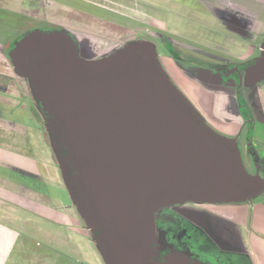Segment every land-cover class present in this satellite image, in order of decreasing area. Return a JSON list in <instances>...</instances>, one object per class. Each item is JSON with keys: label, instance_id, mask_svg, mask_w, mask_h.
Masks as SVG:
<instances>
[{"label": "water", "instance_id": "obj_1", "mask_svg": "<svg viewBox=\"0 0 264 264\" xmlns=\"http://www.w3.org/2000/svg\"><path fill=\"white\" fill-rule=\"evenodd\" d=\"M63 35L35 30L16 50L31 52L39 41L50 56L32 80L67 136L89 208L86 228L101 229L96 244L107 264H186L176 255L151 262L155 212L186 202H244L264 192V177L246 171L234 140L205 123L157 62L145 66L142 54L156 60L151 42L88 61L75 44L63 54ZM263 79L264 38L244 81ZM59 167L64 177L60 160Z\"/></svg>", "mask_w": 264, "mask_h": 264}, {"label": "rangeland", "instance_id": "obj_2", "mask_svg": "<svg viewBox=\"0 0 264 264\" xmlns=\"http://www.w3.org/2000/svg\"><path fill=\"white\" fill-rule=\"evenodd\" d=\"M143 1L147 6H139L136 13L140 12L139 8H142V10L146 12H154L155 16L145 19L144 21L148 22L146 25L139 22H132L130 26L125 28H118L117 25L112 24L111 21L106 22V20H104V10L102 9L108 10L110 8H107L109 5L102 2V0H57V2L52 4L46 1V5L44 3L43 8L37 4L38 6L36 5L35 9H31V16L36 18L39 16V12L44 10V14L47 18L53 22L51 25L65 27L75 34L74 36L77 38L80 48L86 55L92 54V51L88 50L85 46L83 38L88 37L95 39L92 35L101 37L108 36L109 38L115 40L112 43L117 44L118 42L121 45L143 40L151 42L155 47V52L162 66L160 64L159 65L168 76L171 84H173L181 92L182 96L196 109L211 129L217 131V134L221 137L230 135L239 125H234L232 123L236 121V118L233 108L234 103L233 100H230L231 98H229L228 90L223 87L211 89L203 83H200L197 79H191L190 76L187 75V73H190L192 69L196 71L200 70L204 74V72L207 71V66L215 63L210 56L212 54L214 56V54L217 55L219 53L203 47L199 49L194 47L195 50H188L187 48L183 49L175 44L173 45L174 50L179 53V56L182 59L178 61L175 60L169 54L166 41L162 36L170 38L172 36L177 37L178 33L174 31H183V29L179 28V25L177 24V22L180 24L181 19L183 18V7L172 6L171 3L165 6V2L163 0ZM174 1L184 3H189L188 1H191L192 4L198 3L196 0ZM254 1L257 3L254 8V12L259 13L261 15V19L264 21V0ZM156 2L157 6H155ZM149 4L156 8H153L152 6L149 7ZM110 7L111 10L114 8L115 11H119L121 10L119 8H123L113 6ZM126 14L130 15V13L127 12ZM136 15L142 19L144 17H142L141 14ZM176 18H180V21L174 22L173 24L172 22L173 20L176 21ZM18 20V23L20 22L19 25H21L19 18ZM125 20L127 22L129 21L128 19ZM14 21L15 18L12 14H8L7 12L0 10V92L5 93L7 96H14L13 98L9 96L7 99L0 97V102L4 103L0 106V118H7L8 123L15 122L23 125L26 129V135L29 136L27 137L29 138L28 140L35 143L32 135L36 137L39 130L43 131L47 138L41 118L29 101L30 97L27 93L25 83H23L20 78L13 73L11 67H9L7 62L2 59L3 54L1 42L7 39V36L11 35L13 31L15 33L18 31L15 28L17 25L14 24ZM22 23L26 29H31L30 31H32V29H42L45 27L43 22H38L33 18L22 20ZM169 23L176 25L177 27L172 26L176 29L170 28L171 25ZM21 28L22 27H19V29ZM201 34H203V32ZM263 38L264 36L261 37L258 42L262 44ZM110 45V42L100 43L97 47H103L104 49L101 52H97L98 54L95 57L106 56L104 52ZM194 51L201 54H204L202 52H205L206 54L202 56ZM256 55H258L257 52L254 56ZM89 58L92 57L89 56ZM217 58L218 61H224L219 60L223 59L220 56H217ZM255 89L256 92L260 93V96L264 99V79L255 84ZM248 91L249 87L247 86H243L240 89L243 99L246 98ZM242 103L244 104V102ZM240 116L242 121H244L243 119H246L243 109L240 112ZM259 118L260 122L264 121L262 116L259 115ZM263 134L264 125L262 123L256 122L253 125L252 122L248 121L242 129L239 138L243 145L241 157L246 171L251 175L256 173V166L253 165L252 162L253 159L254 161L257 159L262 166H264V139L261 138ZM245 142L249 145L245 146ZM248 148H251V153L246 151ZM30 152L32 153L33 150ZM33 155L34 154H32V156ZM42 157L46 158L47 156L44 157L42 155ZM23 163L24 162H22V164ZM16 164L18 163L16 162L15 165ZM25 165L28 170H31V168H29V161H25ZM4 168L6 169L8 167ZM8 169H10L11 178H14V173H19L12 168ZM58 169L61 181H63L60 167H58ZM47 180L54 181L50 179ZM51 184L52 185L47 184L48 187H45L46 193H44V195L49 196L50 199L62 202L67 207L71 205L73 206V198L67 187L64 186V182L62 188L58 187L57 183ZM186 206H191L198 212L202 213V219L205 221L209 235L215 244H217L220 248L227 251L245 253L248 255L252 264H261L259 262L260 259L258 258L257 252L253 251V244H260L264 242L261 237V235H264V228L262 227L263 229L257 233L255 229L253 230L250 228L249 224L252 219V214H258V207L264 206V192L256 198L240 203L222 205L204 203L200 206L195 205L194 203H186ZM66 213L75 218V221L78 223V227H76L78 230L72 227H67L71 226V223L62 227L54 225L55 223H49V228L44 227L42 232L43 238L38 240L35 239L38 242V251L41 252L38 256L42 257V262L50 264L52 261L51 259H55L56 264H104L103 261H101L94 244L91 242L92 240L89 232L85 229L86 223L85 220H83L84 218L79 213L74 211ZM2 217L3 215H0V220ZM25 228V226H21L20 224L18 226L15 225V231L21 233L22 235L26 236V231L30 234H35L32 229L25 230ZM4 229L11 235V228ZM57 230L60 232V237L56 236ZM1 236L3 237L4 233L0 230V238ZM26 237H30V235H27ZM2 244L3 241H0L1 246ZM30 250L31 248H24L26 253H29ZM3 251V248L0 249L1 256L4 255ZM18 251L19 248L16 247L12 254V260L14 262L19 259L21 263V258L24 257V253L19 254ZM258 252L264 256L263 252ZM0 260L3 262V258ZM21 264L33 263H31V261H29V257H27V260H23Z\"/></svg>", "mask_w": 264, "mask_h": 264}, {"label": "flooded vegetation", "instance_id": "obj_3", "mask_svg": "<svg viewBox=\"0 0 264 264\" xmlns=\"http://www.w3.org/2000/svg\"><path fill=\"white\" fill-rule=\"evenodd\" d=\"M46 1L50 4L57 2V0L0 1V10H3L14 16V24L17 25L15 28L18 30L16 33L13 31L11 35L8 34L9 36H7V39L1 42L3 54L2 59L7 62V65L11 67L13 73L18 76L27 87V93L30 97L29 101L34 106L36 112L41 118V122L44 127V131L46 132L48 143L51 147V150L53 151L57 166L59 167V160L63 163V168L66 174L63 177L62 183L64 182V186L69 188H67L68 191H72V198L76 203L74 204L73 202V208L81 216L83 213L89 215V208L84 206L85 198L80 192L79 183L74 178L77 172L76 164L69 149L67 136L61 127V121L53 114L51 107L42 97L38 86L32 80V73L37 71L42 62L49 61L50 56L47 53L40 51L36 47V45L39 44V41L34 45V48L31 52L19 53L17 52L16 48L18 44L22 42L24 37L29 34V32L35 30H44L48 32L64 31L65 35H63V39L60 40V46L63 54L66 53L68 44H75L77 48V55L80 58L88 61L103 58V56L95 57L98 54L97 52H101L104 49L103 47H97L100 45V43H111V45L108 46L107 50L104 52L106 55L104 57H107L117 50L124 48L127 44L121 45L118 42L117 44L112 43L115 40L109 38L108 36L101 37L92 35V37H95V39L84 37L83 39L85 41V46L88 48V50L92 51V54L86 55L85 52L80 48L78 40L74 36L75 34L65 27L51 25L53 22H51L44 14V10L40 11L39 16L36 18L31 16V9H35L37 4L43 8L44 3L46 5ZM163 1L165 2V5H168L169 3L181 5L183 7L184 19L187 24L201 22L203 15H206L215 21V26H210V29L208 30L209 32H203V34H201V36L197 39L213 40V43L216 46L214 44L212 47L206 46L201 40L196 41V39H192L189 36H181L179 34H177V37H173L172 35L171 38L167 36L162 37L166 41L169 54L177 61L182 59L180 58L179 53L175 52L174 50L173 45L175 44L183 49L187 48L188 50H195L194 47L198 49L203 47L205 49H210L219 53L217 55L214 54L213 56L212 54L210 56L212 57V60L215 61V63L208 65V68L206 69L207 71L204 72V74L200 70L199 72L198 70L196 71L190 69L191 72L187 73V75L190 76L191 79H197L200 83H203L205 86L211 89L223 87L228 90L229 98H231L230 100H233L234 103L233 108L236 118V121L232 123L239 126L236 127L237 129L233 131V133L225 137L234 140V145H237L241 153L243 151V145L239 138L242 129L248 123V121L252 122L253 125L256 122L262 123L264 125V121L260 122L259 120V115L262 116V119L264 120V99L260 96V93L256 92L255 85L247 86L249 87V91L246 98H244L245 100L240 93V89L243 86H246L244 81L246 68L253 65L255 58H257L261 52L262 44L258 41L264 36V27H262V25H264V21L261 19V15L259 13L254 12V8L256 7L257 3H255L254 0H196L198 2L197 4H192L191 1H188L189 3L177 2L174 0ZM102 2H105V4L109 5L107 8H110L108 9L109 11L104 10V20H106V22L111 21L112 24L117 25L118 28L130 26L132 22H139L146 25L148 22L144 20L151 17L150 13L142 10V8H139L140 12L136 13L139 6H147L143 0H102ZM110 6L123 8H119L121 10L115 11L114 8L111 10ZM150 6L154 7L153 5L149 4V7ZM126 12L130 13V15L126 14ZM136 14H141L142 17L144 16L143 19ZM217 17H220L221 19L224 18V20L227 22L231 21L236 24L238 20L243 22V27L233 24V26H231L229 29L241 28L240 35L244 37H237L238 34H234L227 29L217 30ZM18 18L20 19L22 26L19 25L20 22L18 23ZM28 18H33L38 22H43L45 27L42 29H32V31H30L31 29H26L22 23V20ZM125 19H128L129 21L127 22ZM256 24H261L262 30L258 32L259 34L254 33L252 30L253 27L256 28ZM19 27L22 28L19 29ZM235 40L237 42L238 40H241L245 47H237ZM256 52L258 53V55H256L257 57L254 56ZM202 53L204 54H199L202 56L206 54L205 52ZM89 56L92 58H89ZM217 56L223 58L219 60L224 61H218ZM142 57L146 67L154 65L156 62L161 65L158 56H156V60H151L146 54H142ZM0 97L6 98L7 95L0 92ZM242 102H244V104ZM3 104L4 103L0 102V106ZM242 109L246 118L243 119L244 121H242L240 116ZM261 138L264 139V134ZM244 144L245 146L249 145L246 142ZM246 151L251 153V148H248ZM255 161L254 159L252 160L253 165L256 166L255 174H259L264 177V166H262V164L257 159ZM22 176L26 178V181L18 183L31 189L33 192L35 191L36 193L42 194L46 193L45 185L42 184L37 178L25 174H22ZM186 203L174 204L155 212V239L151 244L153 249V254L150 257L151 262L164 263L166 257L176 255L179 259L184 260L186 264H252L247 254L242 252L237 253L234 251H227L215 244L208 233L205 221L202 219V213L198 212L191 206H186ZM194 204L200 206L204 203ZM256 216V214H252V219L249 225L253 230L255 229L254 227H257L255 231L259 233V231L262 229L260 226L264 227V223H262L264 218L262 217V220L259 221ZM85 229L89 232L92 240L91 242L94 244L101 261H103L104 264H107L104 261L103 255L100 253L96 244L97 238L102 235L101 229H98L94 232L91 229ZM261 237L264 240V235H261ZM102 238L103 240L105 239L104 237H101V239ZM262 260L260 259L259 262L264 264Z\"/></svg>", "mask_w": 264, "mask_h": 264}, {"label": "crops", "instance_id": "obj_4", "mask_svg": "<svg viewBox=\"0 0 264 264\" xmlns=\"http://www.w3.org/2000/svg\"><path fill=\"white\" fill-rule=\"evenodd\" d=\"M155 5L157 6V2ZM171 5L181 7L179 4ZM149 13L151 17L155 16L154 12L152 13L149 11ZM182 17L183 18L181 19L180 24L177 22L180 21V18H176L177 20H173L172 23L174 24V22H177L179 25L178 27L182 28L183 31L174 32H177L181 36H189L192 39H196V41L201 40L206 46L212 47L214 44L213 40H199L197 38L201 36L202 32H209L208 30L210 29V26H215V21L208 16L203 15L201 22L187 24L184 19V14ZM169 24L171 25L170 28L176 29L174 28L177 27L176 25L171 23ZM233 24L236 23L231 21L227 22L224 20V18L221 19L220 17H217L218 29L228 28L227 30H230L234 34H238L237 37H244L240 35L241 28L229 29L231 26H233ZM236 25L243 27L244 24L238 20ZM262 27H264V25H262ZM252 30L254 33L259 34L258 32L262 30L261 24H256V28L253 27ZM235 44L239 48L245 47L241 40H238V42L236 41ZM7 98H9V96H7L6 99ZM7 121L8 120L5 117L0 118V215H3L0 220V230L4 233V236H1L0 238V241H3L2 246L0 245V249L3 248L4 250L3 256H1L0 253V259L3 258V262L0 260V264H21L23 260H27V257H29V261H31L33 264H45L46 262H42V257L38 256V254L41 252L38 251V242L36 240L43 238V229L44 227L49 228V223H55L54 225H59L61 227L67 226L69 223H71V226L67 227L77 229L76 227H78V223L75 221V218L66 213L70 211H76L73 206L67 207L58 200L50 199L47 195L36 193L35 191L33 192L31 189L18 183L19 181H16L15 178H11L10 169L8 168H12L19 173L31 175L37 178L42 184L45 185V187L52 185L51 183H57L58 187H63L59 169L45 133L39 130L36 137L32 135V138L35 142L33 143L28 140L29 138L27 137L29 136L26 135V129L23 125L15 122L8 123ZM31 150H33L32 153L30 152ZM32 154L34 155L32 156ZM42 155L47 157L43 158ZM15 161L18 164L15 165ZM25 161H29V168H31V170L27 169ZM22 162L24 163L22 164ZM4 167L8 168L5 169ZM47 179L54 181H48ZM262 208H264V206L258 207V214H256V217L259 219V221L262 220V217L264 218V209ZM262 223H264V219L262 220ZM19 224L21 226H25V230L32 229L35 234H30L28 231H26V236L30 235V237H26L25 235L16 232L15 225L18 226ZM4 228H11V235ZM254 228L256 229L257 227ZM260 228L262 227L260 226ZM56 236L60 237V232H58V230L56 231ZM260 244H253V251H256L258 258L262 260L264 259V256H262V254L258 251L264 253V242ZM16 247L19 248V254L24 253V257L21 258V263L19 259L14 262L12 260V254ZM24 248H31V250L29 253H26ZM51 260L52 261L50 264H56L55 259ZM262 261L264 262V260Z\"/></svg>", "mask_w": 264, "mask_h": 264}, {"label": "trees", "instance_id": "obj_5", "mask_svg": "<svg viewBox=\"0 0 264 264\" xmlns=\"http://www.w3.org/2000/svg\"><path fill=\"white\" fill-rule=\"evenodd\" d=\"M102 10L107 11V9H102ZM13 177L15 178L16 181H19V182H25L26 181V178L24 176H22V174H19V173H14Z\"/></svg>", "mask_w": 264, "mask_h": 264}]
</instances>
